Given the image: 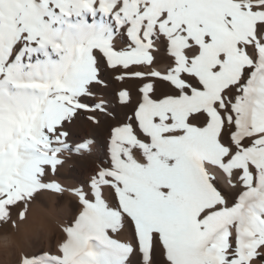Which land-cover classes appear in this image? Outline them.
Masks as SVG:
<instances>
[{
    "label": "snow or ice",
    "instance_id": "snow-or-ice-1",
    "mask_svg": "<svg viewBox=\"0 0 264 264\" xmlns=\"http://www.w3.org/2000/svg\"><path fill=\"white\" fill-rule=\"evenodd\" d=\"M178 3L198 7L194 0ZM143 13L141 0H0V224L22 219L27 203L56 190L60 153L71 150L73 125L93 107L86 94L106 87L110 72L133 67L110 63L107 51L134 55L165 41ZM255 35L264 48V21ZM245 56L213 102L221 119L216 143L225 150L219 163L208 158L212 146L184 128L164 133L182 140L175 155L163 158L172 161L163 175L109 152L104 167L115 173L104 177L109 183L98 185L99 172L78 180L71 191L79 196L58 240L21 264H264V55L249 45ZM127 119L151 144L135 114ZM211 120L201 110L186 123L210 132ZM143 158L150 169L151 156ZM186 158L219 171L227 188L210 175L212 192L197 191ZM127 175L139 183H127ZM125 227L128 241L117 238Z\"/></svg>",
    "mask_w": 264,
    "mask_h": 264
},
{
    "label": "bare ground",
    "instance_id": "bare-ground-1",
    "mask_svg": "<svg viewBox=\"0 0 264 264\" xmlns=\"http://www.w3.org/2000/svg\"><path fill=\"white\" fill-rule=\"evenodd\" d=\"M200 1L202 8L191 9L178 0H141L143 15L153 30L164 32L165 41L124 56L112 54L105 45L110 63L133 67L130 71L110 72L106 87L86 94L93 107L86 108L73 125L71 150L60 153L63 159L57 176L60 184L55 191L27 203L22 219L13 215L0 224L4 228L0 231V264H21L25 255L39 248L47 249L58 240L79 196V192L71 191L77 187V181L99 172L98 185H107L109 181L104 177L115 174L104 167L109 152H122L137 168L163 175L165 163L169 168L172 164L163 158L175 155L182 140L164 133L184 128L192 139L212 146L208 158L219 163L218 156L225 150L216 143L221 119L213 102L248 62V58L243 60L242 50L258 42L255 30L256 23L264 21V0H194ZM261 54L264 55V48ZM181 73L187 74L186 77L182 78ZM197 82L204 85L203 90L192 86ZM201 110L212 118L210 132L186 123L190 115ZM130 114L139 119L140 128L151 137V144L134 134L127 119ZM169 115L173 118L171 124L165 122ZM156 117L161 118L158 123L154 122ZM152 146L156 148L154 153L150 152ZM145 154L151 156L150 169L144 163ZM186 163L195 177L197 191L212 192L210 175L227 188L226 177L216 169L193 164L190 158H186ZM122 179L129 184L139 183L132 175ZM104 194L107 196L106 188ZM117 238L130 240L126 227Z\"/></svg>",
    "mask_w": 264,
    "mask_h": 264
},
{
    "label": "rangeland",
    "instance_id": "rangeland-1",
    "mask_svg": "<svg viewBox=\"0 0 264 264\" xmlns=\"http://www.w3.org/2000/svg\"><path fill=\"white\" fill-rule=\"evenodd\" d=\"M196 4L198 5V7H196V9H198L199 7L202 8V1L200 2H196ZM192 9V8H191ZM251 45H255L257 47V50L258 51H261L262 50V47H260L259 43L258 42H254V43H250ZM147 47H146V46ZM145 45H142L141 46V51H143L144 48H148L150 46V43L149 44H145ZM145 46V47H144ZM140 52V51H139ZM242 57H243V60H247V57L245 56V49L242 50ZM1 227V226H0ZM4 230L3 227L0 228V231Z\"/></svg>",
    "mask_w": 264,
    "mask_h": 264
}]
</instances>
